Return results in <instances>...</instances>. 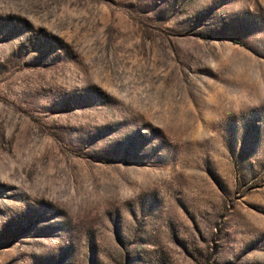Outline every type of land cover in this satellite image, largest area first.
Returning <instances> with one entry per match:
<instances>
[{"label":"rangeland","instance_id":"rangeland-1","mask_svg":"<svg viewBox=\"0 0 264 264\" xmlns=\"http://www.w3.org/2000/svg\"><path fill=\"white\" fill-rule=\"evenodd\" d=\"M0 264H264V0H0Z\"/></svg>","mask_w":264,"mask_h":264}]
</instances>
